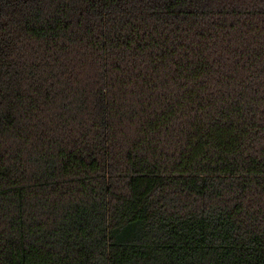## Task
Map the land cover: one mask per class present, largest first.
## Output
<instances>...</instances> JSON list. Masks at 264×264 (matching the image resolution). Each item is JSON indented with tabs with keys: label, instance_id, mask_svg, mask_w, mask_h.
I'll list each match as a JSON object with an SVG mask.
<instances>
[{
	"label": "trees",
	"instance_id": "trees-1",
	"mask_svg": "<svg viewBox=\"0 0 264 264\" xmlns=\"http://www.w3.org/2000/svg\"><path fill=\"white\" fill-rule=\"evenodd\" d=\"M0 264H264V0H0Z\"/></svg>",
	"mask_w": 264,
	"mask_h": 264
}]
</instances>
